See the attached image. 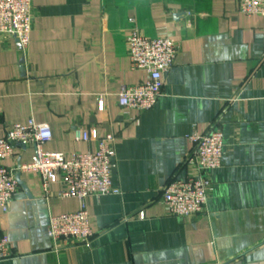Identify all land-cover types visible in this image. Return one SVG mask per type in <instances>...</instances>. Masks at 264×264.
<instances>
[{"label": "crops", "instance_id": "crops-1", "mask_svg": "<svg viewBox=\"0 0 264 264\" xmlns=\"http://www.w3.org/2000/svg\"><path fill=\"white\" fill-rule=\"evenodd\" d=\"M30 44L0 34V137L34 119L51 126L52 152H96L115 137L111 179L120 194L92 196L90 245L54 250L51 215L75 212L76 198H46L31 161L33 143L3 161L19 178L0 238L15 256L0 264H264V16L239 0H33ZM136 31L178 44L156 106L143 113L119 104L123 85L147 73L132 68ZM101 104L103 107L101 108ZM224 132L222 164L210 172L199 214L168 213L162 189L196 173L186 162L190 137ZM89 139H76V131Z\"/></svg>", "mask_w": 264, "mask_h": 264}, {"label": "built area", "instance_id": "built-area-1", "mask_svg": "<svg viewBox=\"0 0 264 264\" xmlns=\"http://www.w3.org/2000/svg\"><path fill=\"white\" fill-rule=\"evenodd\" d=\"M239 11L247 16H264V0H239ZM35 16L33 0H0V34L16 38L23 50L30 44ZM132 68L147 73V79L137 85H123L119 92L121 107L141 113L156 106L163 89V75L175 63L178 44L169 37L150 38L134 31L129 39ZM103 105L101 104V108ZM48 123L30 119L16 123L0 137V208L8 212L18 190L15 171L3 164L12 157L18 145H35L30 162L20 164V172H36L41 177L46 198L52 196L53 184L61 183L59 197L76 198L80 207L75 212L51 215L48 236L54 250L70 249L77 245H90L94 236L88 210L92 196L120 194L111 179L115 166V137L111 134L101 139L96 152L47 151L44 145L52 140ZM76 139L87 141V131H76ZM190 140L192 149L186 162L195 165L196 173L185 179L174 178L162 189V201L171 215L183 218L203 211L211 186L209 174L218 169L225 152L224 132L215 123L202 134L194 133ZM15 256L7 236L0 238V263Z\"/></svg>", "mask_w": 264, "mask_h": 264}, {"label": "water", "instance_id": "water-1", "mask_svg": "<svg viewBox=\"0 0 264 264\" xmlns=\"http://www.w3.org/2000/svg\"><path fill=\"white\" fill-rule=\"evenodd\" d=\"M19 180V178H17Z\"/></svg>", "mask_w": 264, "mask_h": 264}]
</instances>
